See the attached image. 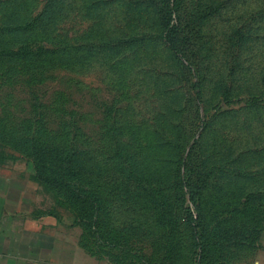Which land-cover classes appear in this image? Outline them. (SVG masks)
<instances>
[{
  "label": "rangeland",
  "instance_id": "374dc122",
  "mask_svg": "<svg viewBox=\"0 0 264 264\" xmlns=\"http://www.w3.org/2000/svg\"><path fill=\"white\" fill-rule=\"evenodd\" d=\"M0 189L60 264H254L264 0H0Z\"/></svg>",
  "mask_w": 264,
  "mask_h": 264
},
{
  "label": "crops",
  "instance_id": "0c3cea01",
  "mask_svg": "<svg viewBox=\"0 0 264 264\" xmlns=\"http://www.w3.org/2000/svg\"><path fill=\"white\" fill-rule=\"evenodd\" d=\"M0 191H4V198L0 197L2 198L0 202V264H44L48 261L52 264H60L58 258L50 253H44V246L38 242L29 245L23 241L27 240L26 238L15 237L14 239L11 221L7 222L6 218H3L7 211H11V207L6 205V191L3 189ZM253 263L264 264V253L255 257Z\"/></svg>",
  "mask_w": 264,
  "mask_h": 264
},
{
  "label": "trees",
  "instance_id": "16d2710c",
  "mask_svg": "<svg viewBox=\"0 0 264 264\" xmlns=\"http://www.w3.org/2000/svg\"><path fill=\"white\" fill-rule=\"evenodd\" d=\"M168 8V7H167ZM175 11L176 10V3H174L170 8L169 10L166 12V8L165 9H162L161 10V20H162V30H163V38H164V41L166 43H168V45L175 51V52H178V53H182L183 54V49H184V46H173L172 44V40H176L178 42V44L181 43V40H179L176 36L177 34V31H178V25H172L171 27L169 26L170 25V22L172 21V17L170 16L169 12L170 11ZM162 35V34H161ZM173 35V37H172ZM176 54V53H175ZM183 56V55H182ZM189 218H190V221H193L195 222L197 220L196 217H194L192 215L191 212H189Z\"/></svg>",
  "mask_w": 264,
  "mask_h": 264
}]
</instances>
